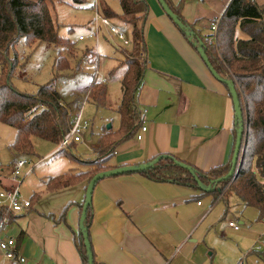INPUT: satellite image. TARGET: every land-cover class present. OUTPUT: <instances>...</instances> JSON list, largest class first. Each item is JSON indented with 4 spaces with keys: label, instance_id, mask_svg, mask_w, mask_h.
Returning <instances> with one entry per match:
<instances>
[{
    "label": "crops",
    "instance_id": "obj_1",
    "mask_svg": "<svg viewBox=\"0 0 264 264\" xmlns=\"http://www.w3.org/2000/svg\"><path fill=\"white\" fill-rule=\"evenodd\" d=\"M229 1L168 0L176 7L182 2L180 15L183 21L190 24L201 39L210 33V23L222 15ZM254 1L264 8V2ZM145 2L148 11L142 23L144 53L141 55L144 74L135 98L141 127L136 134L118 140L110 148L112 156L107 164L112 168L109 170L144 165L164 155L201 172L221 167L233 150L234 115L228 91L211 76L158 1ZM102 29L109 30L103 24L91 25L88 37L98 43ZM80 37L79 41L84 40ZM123 39L127 43L122 46H129L127 39ZM96 73L100 82L110 77V74L102 77L99 67ZM91 85L92 82L82 85L81 90ZM88 125L85 140L90 143L93 134ZM112 127L110 124L102 128L94 148L86 146L78 153L82 135L79 142L70 141L62 149L69 147L70 154L56 155L59 143L56 146L50 144L52 149L43 157L65 158L69 164L78 166L77 172H83L87 167L85 162L97 158L95 150L101 133L116 132L119 122L115 129ZM88 151L92 152L93 158L87 157L85 152ZM16 160L18 158L12 160L11 167ZM27 166H31L30 172L27 168L23 176L34 172L32 164L28 162ZM75 168L68 167L67 171L53 175L43 172L38 178V185L42 187L36 189L34 185L33 193L25 197L30 201V207L10 217L4 235L14 240L15 252L25 259L21 264H82L77 236L87 184L80 182L53 190L45 186L46 179L77 173ZM11 173L12 170L0 168V190L14 184ZM201 194L184 185L157 182L143 172L100 179L91 193L92 219L88 229L95 264H220L214 248L216 229L212 236L211 228L214 218L221 213L217 212L216 205L222 201H213L211 192ZM0 264L20 263L7 261L0 252Z\"/></svg>",
    "mask_w": 264,
    "mask_h": 264
},
{
    "label": "trees",
    "instance_id": "obj_2",
    "mask_svg": "<svg viewBox=\"0 0 264 264\" xmlns=\"http://www.w3.org/2000/svg\"><path fill=\"white\" fill-rule=\"evenodd\" d=\"M54 1L0 0V122L15 130V142L11 147L18 154L32 153L30 137H38L51 145H58L67 136L73 121L68 106L61 103L58 89L52 80L38 87L35 95L14 90L9 83L18 63L14 47L19 41L27 45L34 41L51 43L60 49L58 52L60 56L55 60L56 71L65 72L70 68V62L74 56L69 61L66 56L62 57V50L72 55L75 51L74 43L58 36L57 25L53 22L52 13H50ZM164 1L168 9L172 10L178 19L195 33L193 27L186 24L180 15L182 2L176 7L170 5L168 0ZM117 2L120 14L109 9L105 3L101 4L100 11L101 16L106 20L110 18L121 20L130 34L127 38L129 47L119 48L123 57L119 65L124 67L119 81L120 104L116 109L119 127L116 132L101 133L95 150L97 158L93 162H85L87 167L83 172H71L68 175L46 179L45 186L51 190L56 187H69L80 182L87 184L94 175L112 168L107 164L112 156L110 148L118 140L136 134L141 127V117L135 106V98L144 74V60L141 56L144 53L142 23L147 15V4L145 0H117ZM225 8L217 19V30L213 38L210 34L202 39L196 33L195 36L203 41L204 54L213 70L235 85L241 112L246 118V134L238 156L240 166L230 179L216 183L210 192L213 201L223 200L225 204L228 196L238 197L243 206L257 210L258 220H264V182L258 179V177L264 178V8L258 7L254 0H230ZM177 30L186 40L183 33L178 28ZM209 40H211L210 43H208ZM188 44L191 46L189 42ZM192 48L195 51V48ZM90 53L91 49L86 48L83 57ZM77 65L79 71L81 63ZM94 73L93 77L98 80L96 70ZM109 74L111 78L112 71ZM91 82V91L86 95V99L90 98L96 103H103L108 91L107 81L97 85L93 80ZM39 106L43 109L40 110ZM234 129L233 125V142ZM68 149H60L56 155H68L70 154ZM165 156L144 174L157 182L167 181L200 191L195 178L176 165L175 161H180L170 155ZM230 158L221 167L206 172L190 166L198 181L206 186L211 180L221 179L229 171ZM206 193L202 192L201 195ZM11 216L8 215L7 224ZM3 217L4 213L0 210V220ZM91 219L90 204L86 208L84 220L87 234ZM77 241V251L82 264H87L84 241L80 232H78ZM250 252L264 264V247ZM93 264H95L94 258Z\"/></svg>",
    "mask_w": 264,
    "mask_h": 264
},
{
    "label": "rangeland",
    "instance_id": "obj_3",
    "mask_svg": "<svg viewBox=\"0 0 264 264\" xmlns=\"http://www.w3.org/2000/svg\"><path fill=\"white\" fill-rule=\"evenodd\" d=\"M104 2L116 14L121 13L117 0H55L53 7L50 8L53 22L57 25L58 36L74 43L75 51L72 55L62 50V57L66 56L69 61L74 56L70 62V68L65 72H57L55 69V60L60 56L58 53L60 49L51 43L34 41L27 45L19 41L18 45L14 47L18 63L9 79L12 88L22 93L35 95L38 87L52 80L58 89L61 103L68 106L72 118L74 119L80 113L82 122L90 124L93 134L92 142L88 143L85 140L88 129L83 132L82 142L77 149L78 153L85 150L86 146L96 147L98 133L102 128L113 124L112 129H115L119 122L116 109L120 104L119 81L124 70L123 66L119 65L123 58L119 48L126 49L129 46H122L123 42L118 39V35L109 32L108 29H102L97 39L98 43L88 37L91 25H102L100 19L96 20L95 14L97 13L100 18H103L100 7ZM257 2L263 4L264 0H257ZM108 21L123 38L130 37L129 32H126L128 28L121 20L110 18ZM80 36L84 40L79 41ZM86 48L91 49V53L83 57ZM9 56L11 57V55ZM77 63H81L79 71ZM98 67L102 77H108L112 71L111 78H106L108 81L105 79L108 83V85L106 84L108 91L103 103H96L90 98L83 97V94L87 95L91 91L90 86L84 91L81 90L82 85L91 83L93 80L91 78ZM98 79L100 80V77ZM39 109L42 110V106H39ZM15 137V130L0 122V168L5 171L13 170L12 160L17 158L29 162L34 168L33 173L23 176L20 180L22 184L20 187L21 196L26 197L33 193L34 185H36V189L42 187L41 184L38 185V178H41V174L45 171L51 172L50 174L53 175L67 171L68 167H76L75 172L80 170L75 163L69 164L65 158L55 160L56 156L54 155L51 158L43 157L52 149V146L38 137H30L34 154H18L11 147L14 145ZM85 153L90 159L94 156L92 152ZM18 155L19 157H17ZM27 168H31V166L26 165L23 173ZM258 179L264 182V178L258 177ZM216 210L221 213L212 222L214 227L211 228V235H214L216 229L217 237H214V240L215 238L217 240L214 242V248L218 253L220 264H228L233 260H235L233 264H262L250 252L264 247V221L258 220L257 210L243 206L239 198L234 195L227 197L226 205L223 200L219 202L216 205ZM229 223L237 227L238 231H234L232 226L229 227Z\"/></svg>",
    "mask_w": 264,
    "mask_h": 264
},
{
    "label": "water",
    "instance_id": "obj_4",
    "mask_svg": "<svg viewBox=\"0 0 264 264\" xmlns=\"http://www.w3.org/2000/svg\"><path fill=\"white\" fill-rule=\"evenodd\" d=\"M161 9L164 11L167 18L172 22V24L176 25V27L183 33V35L186 37V40L191 44L192 47L195 48V51L197 55H199L201 61L204 63L206 69L210 72L211 76L222 85H225L230 97V100L232 101V109H233V115H234V127H235V139L233 142V150L232 155L230 158V169L229 171L221 177V179L218 180H211L209 185L203 186L197 179L195 172L193 168L190 166H187L184 163L176 162V165L180 166L184 170H186L190 176L194 177L198 189L203 193H208L214 189V185L216 183H219L221 181H226L232 177L236 169L240 166V162L238 161V156L240 154V149L242 146L243 136H244V116L242 115L241 108H240V102L238 100L235 85L228 79L222 78L220 75L217 74L215 70L211 67V64L209 63V60L207 56L204 54V43L201 41V39L197 38L195 36V33L190 29V27L187 25H184L177 17V15L172 11L169 10L167 5L165 4L164 0H157ZM161 157H166L161 156ZM160 157V158H161ZM160 158H156L154 160H151L148 163L140 164V165H129V166H123V167H115L114 169H110L107 171H101L98 174L94 175L90 178V181L87 183L85 192H84V202L82 204L81 208V216L79 219V232L82 236V241H84V249H85V256H87V264H93V256L91 253L90 248V242L88 241V234H87V227L84 226V220L86 215V208L90 206L91 204V198H92V191L97 182H99L100 179L105 177H114V175H123V174H129V173H138V172H145L149 168L153 167L156 162L160 160Z\"/></svg>",
    "mask_w": 264,
    "mask_h": 264
},
{
    "label": "built area",
    "instance_id": "obj_5",
    "mask_svg": "<svg viewBox=\"0 0 264 264\" xmlns=\"http://www.w3.org/2000/svg\"><path fill=\"white\" fill-rule=\"evenodd\" d=\"M96 20L100 19L101 24L108 27L109 30L115 34L118 35V39L121 40L124 44L127 42L124 41L123 36L121 34H118V30L114 27L109 25L108 21L104 18H100L99 15L96 13L95 16ZM217 30V21L210 23L209 31L210 35H215ZM82 37H80L81 39ZM211 40H209L208 43H210ZM97 75V73H96ZM93 82L97 85L101 82L99 80H93ZM82 118L80 113L76 115L72 121L71 128L67 134V137L63 138L60 145L56 149L55 152L59 151L60 149L66 148L70 141L72 142H79L82 137V132L85 131L88 128L87 122H82ZM246 127V118L244 115V130ZM246 130L244 131L243 141L244 142ZM53 152V153H55ZM28 163L25 160H16L14 164L12 165L13 170L11 173V180L14 182V184L7 189L0 190V210L2 213H4V217L0 220V252L2 254V257L6 259L7 261H14L17 263H24L25 259L21 258L17 255L15 252V243L12 238L6 237L5 231H6V224H7V217L8 215H17L23 213L24 210L28 209L30 207V201L26 199L25 197L21 196L20 193V186H21V178L23 177V169L26 167ZM28 172H30V168L28 169ZM230 226L234 227L232 224H229ZM237 228V227H235Z\"/></svg>",
    "mask_w": 264,
    "mask_h": 264
}]
</instances>
